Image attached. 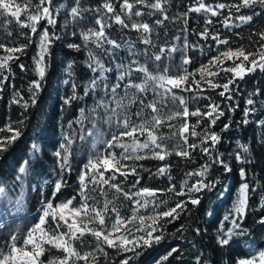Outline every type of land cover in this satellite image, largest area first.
<instances>
[{
	"label": "trees",
	"instance_id": "obj_1",
	"mask_svg": "<svg viewBox=\"0 0 264 264\" xmlns=\"http://www.w3.org/2000/svg\"><path fill=\"white\" fill-rule=\"evenodd\" d=\"M23 5L24 0H17ZM36 2V0H34ZM133 2V0H130ZM154 0H148L152 3ZM208 5L215 6L217 3L231 4L238 0H204ZM105 0H80L81 12L79 17L70 15L71 8L76 6V0H52L50 6L51 15L55 19V24H48L47 20L40 21L37 27V33H31L29 28H22L16 20L9 16H0V43L8 47H19L27 45L22 53H16L17 60L11 62V70H0V79L4 83L0 85V138L12 135L7 130L10 125L13 129H19L20 136L7 148V151L0 153V186L11 183L16 179L17 169L20 164L29 160V172L25 178L26 184L31 188V193L26 201L25 214L27 219L16 225H0V253L9 245L10 236L18 233L19 238L22 235L23 228L31 221L38 206L51 202L56 205L59 202L73 200L74 203H80V196L76 190L78 177L75 172V165L70 163V159L77 158L87 148L88 131L98 129L94 127L91 113V106L94 100L93 93L90 91L85 95V86L91 82L93 75H97L89 67V51H91L104 66L110 69L107 75L113 78L117 65H127L133 59L140 64H147L149 70L153 73L162 72L165 67L170 71V75H177L180 67L187 72L192 73L202 65H208L211 57L216 55L218 50L225 51L227 48L243 47L247 51H256L260 44V38L257 33L264 31V9L257 6L255 9L241 8L237 13L234 9L218 10L219 16H211L204 12L189 13L187 24L180 15L186 12L189 6H194L196 0H167L164 4L165 12L162 14L142 5H135L134 10H140L144 13L142 17H134L133 20H141L152 26V32L148 34L152 45H145L141 42L140 34L125 29L120 25L112 23L111 27L105 29L108 38L117 42L119 48L113 49L110 45L104 44L103 48H97L91 42L85 47L81 39V33L88 29L98 30L95 23L97 19L108 21L110 14L102 7ZM111 3L119 12V5L122 0H111ZM99 9V10H98ZM35 11V9H30ZM231 11L230 26L225 27L222 23L224 17ZM253 12L256 14L253 15ZM169 17L163 24L157 25V19H163V15ZM253 15V20L247 24H241L236 17L238 15ZM179 17V18H177ZM127 20V18L125 17ZM210 19L212 24H205V20ZM21 20L26 21V16L21 15ZM205 27L209 29V36L201 39L198 33ZM47 30L49 32L51 43L49 52L46 55L45 63L47 65L43 80L40 81V89L34 97L35 103H32V93L29 87L34 80L39 79L34 71V58L37 57L39 48V34ZM11 32V36L8 33ZM23 33V34H22ZM219 35L221 39L227 40V45H217L211 38L212 35ZM31 39V42H29ZM70 44L80 45L79 50L69 47ZM187 44V48L185 45ZM131 46V49H130ZM165 48L162 60L157 62L148 57L159 53L160 48ZM169 49L175 51L169 52ZM4 51L0 49V56ZM187 57L190 63L183 64ZM237 63L239 61H236ZM25 66L21 70L20 65ZM247 64V62H246ZM71 65V67H69ZM233 66V61L225 60L219 67L213 70L218 73L212 77L216 83H226L232 77V73L225 74L222 69ZM250 66V65H247ZM141 75L133 73L131 79L135 83L141 82ZM7 77V79H4ZM199 79V75L196 76ZM67 81V83H65ZM111 82V81H110ZM127 83V78L125 82ZM122 83V84H123ZM73 84H76L77 95L80 97L74 100L71 105L64 103V99L72 95ZM194 87V86H193ZM230 91L225 93L224 97L219 95L222 88L211 89L206 83L201 82L199 91H182L174 89L177 96H183L187 101L190 110L199 107L207 111L205 105L209 103L219 104L224 112L215 125L202 121L197 127V131L203 133L210 130L219 135L220 140L216 145L208 146L213 157L218 156L229 165L231 171H225L219 164H214L208 170L206 181L217 182L211 190L205 189L194 195L200 198V203L196 206L190 203L187 209L180 213L179 217L167 223L161 221V228L154 235H161L159 243H153L151 247L141 250V254L135 257L131 264H157V261L166 256L173 248L176 249L167 261L163 264H197V258L200 264H236L240 258L249 257L256 249L264 246V225L259 221L264 217V207H261V197H264V71L257 68L254 72L248 73L243 79L237 78L229 86ZM135 92V89L129 90ZM17 93L19 95H17ZM146 102L153 99V93L148 91L144 94ZM231 96V99L227 97ZM20 103H12L13 99ZM253 100L252 105L247 104V100ZM27 103L25 109L22 105ZM139 104H133L130 108V114L135 120V112ZM84 109L82 127L76 123L80 110ZM245 109H251L245 116ZM150 109L146 112L150 113ZM170 111H182L179 102H172L168 98V105L165 113ZM196 117H191L190 124L196 122ZM248 123L245 124L244 120ZM71 123V127L69 124ZM170 124H178L179 121H169ZM229 127L224 129V125ZM160 133L169 136L171 129L165 124L160 129ZM65 135L73 137V145L69 158L70 170H63L61 180L63 187L53 196L55 187V171L52 169L48 160L50 153L58 149L61 143H65ZM84 136L82 140L80 137ZM141 140L144 139V137ZM190 143L200 144L199 137L189 136ZM35 143L40 146V151L32 154L31 145ZM168 150L173 152L165 161L156 159H144L141 161H124L129 165H139L138 172L141 177L139 187H151L166 189L170 184H175L176 190L188 172H194L206 163H211L209 156L202 153L200 148L189 149L191 160L178 157L174 154L176 150L174 145H183L182 141L177 139L165 140ZM248 145L249 151L242 152L239 145ZM186 147V145H185ZM119 154L122 149H112ZM147 151V150H145ZM240 153L241 161L236 160V154ZM170 165V175H153L156 170L164 164ZM147 169V171H144ZM241 169H244L246 175L240 176ZM107 175V174H106ZM188 179V184L195 183L200 177L193 176ZM116 183H120L124 191H135L132 184L135 177L129 176L127 180L117 174ZM247 183L249 185L248 207L243 219L233 211L234 202L237 200L240 185ZM89 187H92L89 185ZM186 190V189H185ZM108 195L106 199H112L114 195L119 198L116 200L123 216H130L133 204L125 200L123 195L115 193L114 189L105 186ZM100 194L99 190L95 192ZM97 199L99 204L104 203L106 199ZM158 200H166L167 204H161L155 210L163 211L169 207L175 206V203L187 197L176 196L175 193H163L158 195ZM153 205L144 208L146 212L152 211ZM225 216L229 218L225 220ZM240 224V228H235L234 223ZM54 227V225H53ZM199 229V232H197ZM229 230H232L229 233ZM246 230V231H245ZM242 233V234H240ZM139 235V233H137ZM228 245H221L218 239H229ZM46 251L41 256L42 262H47L51 257H61L63 253L55 248L45 246ZM75 247L81 252H93L96 247V241L86 236L83 241H76ZM107 256L96 253L98 264H120V261L132 253H118L117 250L105 247ZM78 264H84L83 261Z\"/></svg>",
	"mask_w": 264,
	"mask_h": 264
},
{
	"label": "snow or ice",
	"instance_id": "obj_2",
	"mask_svg": "<svg viewBox=\"0 0 264 264\" xmlns=\"http://www.w3.org/2000/svg\"><path fill=\"white\" fill-rule=\"evenodd\" d=\"M167 0H154L152 3H148V0H122L119 5V12L111 3V0H105L102 7L106 10L108 21L103 19H97L95 23L99 26L98 30L88 29L86 32L81 33V39L84 41L85 47L89 42L95 44L97 48H103L104 44L110 45L113 49L119 48L120 45L116 41L110 39L106 35L105 29L112 26V23L120 25L122 28H130L140 34L141 42L145 45H152V41L149 39L148 34L152 32V26L149 23L141 20H133L134 17H142L144 13L140 10H134L135 5H142L144 7L155 10L156 12L164 13V4ZM52 0H24L23 5L17 2V0H0V16H9L16 20V22L22 28H29L31 33H37V27L42 20H47L48 24H55L56 21L51 15L50 6ZM259 6L264 9V0H238V2L226 4L217 3L213 7L204 2V0H196L194 6H189L188 10L180 14L184 18V23L187 24V17L189 13L204 12L211 16H219L221 12L218 10L234 9L237 13L241 8L255 9ZM35 11H30V9ZM86 9H81L80 0H76V6L71 8L70 15L72 17H79L81 12ZM99 10V9H98ZM26 16V21L21 20V15ZM256 13L253 12V15ZM253 15H238L236 19L241 24H247L253 20ZM127 18V20L125 19ZM179 18V17H177ZM169 17L165 14L163 19H157L155 23L157 25L163 24ZM231 11L229 15L222 20L223 25L227 28L230 26ZM210 19L205 20V24H212ZM23 34V33H22ZM11 36V32L8 33ZM201 39H205L209 36V29H205L198 33ZM260 38L259 47L256 51H247L245 48L240 47L236 49L227 48L225 51L220 52L217 56H214L208 63V65H202L195 72L189 73L184 70L182 74L170 75L169 69L164 68L162 72L153 73L149 70L147 64H140L137 60L133 59L127 65H117L119 74L116 77V83L111 87L112 99L105 103L104 100H100L96 107L91 111L96 112L97 108H103L105 117L103 120L105 123L112 125L114 123L115 131H112L111 139L98 140L96 143H102L106 146V151L98 154L94 158H89L87 163L83 166V169L79 175V193L80 203L75 205L72 200H68L64 203L53 205L48 202L44 206L39 215L38 221L27 230V233L22 237V244L18 243V233H13L10 236L9 251L7 253H0V264H42L41 256L44 255L46 245L55 248L57 251L63 253V256L50 260L48 264H78L83 261L84 264H98V257L96 253H101L107 256L105 247L115 249L118 253H132V256H127L120 261V264H131L135 257L141 254V250L151 247L153 243H159L162 239L161 235H154L161 228V221L164 220L167 223H171L176 220L180 213L187 209L190 203L196 206L200 203V198L195 196V193H200L205 189L211 190L215 187V183L206 181L208 170L212 165L219 163L225 171H231V168L218 156L213 157L209 151L208 146L200 147V145H208L211 142V147L214 148L216 143L220 140L217 133L210 130H205L203 133L198 132L196 129L202 121L209 122V129L211 125H215L216 121L224 115V112L220 109L219 104L209 103L205 105L207 111H203L197 107L194 110H190L187 101L183 96H177L173 91L174 89H180L182 91H199L201 90V82L206 83L209 88L217 89L222 88L223 91L219 92L221 97L225 96V93L230 91L229 86L232 85L237 78L243 79L248 73L254 72L257 68L264 71V31L257 33ZM38 54L34 58V71L39 79L34 80L29 91L32 93V103H35L36 92L40 89V81L43 80L46 72L45 58L49 52V45L51 38L47 30L39 34ZM217 45H227L229 42L225 39H221L219 35H212L211 37ZM31 42V39H29ZM27 45H21L19 47H8L3 43H0V49H3V56H0V70H11V62H14L18 57L14 54L22 53ZM69 47L79 50L80 45L70 44ZM187 48V44L185 45ZM131 49V46H130ZM165 48L161 47L159 53L153 54L148 57L149 60L154 59L159 62L162 60V55L165 52ZM169 52L175 51V49H169ZM89 60L91 63L89 67L93 72L99 71L100 75L97 78L91 80V82L85 86V95H88L90 91H95L100 82L105 81L107 77L104 75L109 72L110 69L106 68L103 63L89 51ZM225 60L233 61V66L223 68L222 71L232 73V77L227 80L226 83L220 84L213 81L212 77L218 75L213 69L219 67ZM236 61H239L238 63ZM247 62V64H246ZM190 60L185 57L183 64L187 65ZM250 65V66H247ZM71 67V65H69ZM21 70H25L23 64L20 65ZM133 73H139L141 75V82L135 83L131 79ZM199 75V79L196 76ZM127 78V83H123ZM4 79H7L5 77ZM4 83L3 79H0V85ZM67 83V81H65ZM125 89L124 95L120 96L118 89ZM194 86V87H193ZM105 95L108 94V85L104 84ZM72 95L64 99V103L71 105L74 100L80 99L77 95L76 84L72 86ZM135 89V92L129 90ZM148 91L153 93V99L146 102V94ZM17 95H19L17 93ZM171 97L172 102H179V106L182 107V111H170L165 113V108L168 105V98ZM231 99V96L227 97ZM12 103H20L19 100L13 99ZM139 104L138 110L135 112L136 119L132 118L130 114V108L133 104ZM248 105L253 104V100H247ZM111 105H114L112 107ZM27 109V103L22 105ZM150 109V113L146 110ZM251 109H245V116L248 115ZM81 116L77 119L76 123L83 125L84 109L80 110ZM98 115V114H97ZM191 117H196V122L190 124ZM178 120V124L167 123L169 121ZM244 123L247 124L248 120L245 119ZM167 126L171 129L169 136H164L160 133L162 127ZM71 123L69 127H71ZM95 127V125H94ZM229 127L228 124L224 125V129ZM7 130L12 133L9 137L0 138V153L7 151V148L13 143L19 136V129H13L10 125ZM91 134V132L89 133ZM189 136L199 137L200 144L190 143ZM140 137H144L143 140ZM82 140L84 136L80 137ZM177 139L182 141L183 145H174L176 149L174 154L178 157H182L191 160V153L189 149L195 150L200 148V151L209 156L211 163H206L200 167L199 170L194 172H188L185 174L187 178L193 176L200 177L195 183L188 184V179L182 180L179 191L176 190L175 184H170L166 189L151 188V187H139L137 185L141 182V177L138 172V167L142 166L133 164L129 165L124 161H141L144 159H156L165 161L173 152L169 151L165 145V140ZM65 143H61L59 150L54 155L57 157L58 164L61 170H70L69 158L71 155V149L73 145V137L65 135ZM186 145V147H185ZM95 146V145H94ZM242 152L247 153L249 151L248 145H239ZM120 148L122 151L117 154L112 149ZM40 146L33 143L31 145V152L35 154L39 152ZM147 150V151H145ZM236 160L239 162L242 160L240 153L236 154ZM29 160L23 161L16 175V181L23 187L25 178L29 172ZM147 171V169H144ZM107 174V175H106ZM117 174L127 180L129 176L135 177V182L132 184L135 191H124L120 183H116ZM156 176H168L171 181L170 165L164 164L159 167L153 174ZM246 175L244 169H241L240 176L243 178ZM63 181L58 180L53 190V196L61 190L63 187ZM91 185L92 187H89ZM105 186L109 189H114L115 193L123 195L125 200L132 202L133 207L131 209L130 216H123L120 211V207L117 206L116 200L119 198L114 195L112 199H106L102 207H97L96 197L93 195L99 190L102 196H107ZM186 189V190H185ZM249 185L243 183L240 185L238 191L237 200L234 202L233 211L243 219L248 207V193ZM175 193L179 197H187V199H181L175 203V206L167 208V210L156 211L161 204H167L166 200H158L157 197L163 193ZM6 194V188L0 186V196ZM23 192L21 196L15 201L16 205H21ZM153 205L152 211L149 214H142L140 209L148 208L149 205ZM261 207H264V197H261ZM229 217L225 216V220ZM235 228H240V224L233 221ZM264 225V217L259 221ZM54 225V227H53ZM66 229V231L64 230ZM232 230H229L231 233ZM246 231V230H245ZM199 232V229H197ZM139 233V235H137ZM242 234V233H240ZM86 236H91L96 241V247L93 252L81 253L77 247H75L76 241H83ZM221 245H228L229 239H218ZM176 249L173 248L166 256L157 261V264H163L168 260ZM197 264H200L199 258H197ZM236 264H264V251H259L257 254L248 258H240L236 261Z\"/></svg>",
	"mask_w": 264,
	"mask_h": 264
},
{
	"label": "rangeland",
	"instance_id": "obj_3",
	"mask_svg": "<svg viewBox=\"0 0 264 264\" xmlns=\"http://www.w3.org/2000/svg\"><path fill=\"white\" fill-rule=\"evenodd\" d=\"M220 52H223V50L222 51L218 50L215 56H217ZM211 58H213V56ZM184 70L185 69L183 67H180V69L177 72V75L182 74ZM96 73L97 75H93L92 79L99 77L100 75L99 71H97ZM118 74H119V70L117 69V66L115 68V74L113 78H111V80H110V77L107 75V73L104 74L107 77V79L105 81L100 82L99 87L94 92L92 91L94 100L92 102L91 110L96 107L97 103L100 100L103 99L105 103H108L112 99L110 90H111L112 85L117 82L116 77ZM105 83H107L108 85L107 95H105V91H106L104 87ZM124 91L125 89L123 88V84H122L121 88L118 89L119 95L123 96ZM111 106L114 107V105H111ZM91 113H92L94 125L98 129L96 130L91 129L87 132L88 133L87 148L83 151V153L79 155V157L77 158L71 157L70 159V163L75 165V172L78 177V183L76 187V190L78 193H79V188H80L79 175H80L81 170L83 169V166L87 163L89 158H94L98 154L106 151V146L104 144L96 143V142L98 140L111 139L112 131H115L114 123L112 125H109L108 123L104 122L103 117H105L106 114L103 108H97L95 113L92 111ZM78 125H79V128L82 127L80 124ZM90 132L91 134H89ZM59 148L50 153V157L48 160L52 169L55 171V184L58 180H61V175L63 172L58 164L57 157L54 155V153L57 150H59ZM3 187L6 188V194L3 196H0V225L9 224L13 226L23 221V219H27V216L25 214L26 201L31 193V188L26 184V182L24 183L23 187H21V184L17 182L16 179L12 180L11 183L3 185ZM21 192H23V196H22L23 203L18 206L16 205L15 201L18 197L21 196ZM93 195L96 197L97 207H101V204H99V200L97 199H104L105 197L102 196L101 194L98 195L96 193H93ZM64 202L66 201L59 202L56 205L64 203ZM74 204L79 205L78 203H74ZM44 206H46V204L38 206L34 218L31 221H29L26 224V226L23 228L22 235L18 239V243L22 244V237L27 233V230L31 228L38 221L39 215ZM140 212L142 214H149L144 209H140ZM64 230L66 231V229ZM9 245L7 246V248H5V250L2 253H7L9 251ZM259 251H264V246H261L258 249H256L250 256L257 254ZM55 258L57 257H51L47 262H42V264H48L50 260H55Z\"/></svg>",
	"mask_w": 264,
	"mask_h": 264
}]
</instances>
